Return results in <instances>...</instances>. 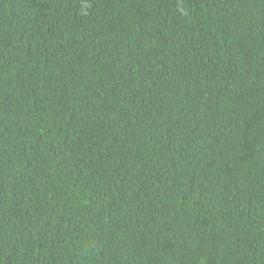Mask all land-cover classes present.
Returning a JSON list of instances; mask_svg holds the SVG:
<instances>
[{"label":"trees","instance_id":"trees-1","mask_svg":"<svg viewBox=\"0 0 264 264\" xmlns=\"http://www.w3.org/2000/svg\"><path fill=\"white\" fill-rule=\"evenodd\" d=\"M0 264H264V0H0Z\"/></svg>","mask_w":264,"mask_h":264}]
</instances>
